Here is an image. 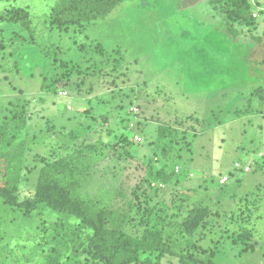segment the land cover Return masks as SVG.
<instances>
[{"label":"rangeland","instance_id":"374dc122","mask_svg":"<svg viewBox=\"0 0 264 264\" xmlns=\"http://www.w3.org/2000/svg\"><path fill=\"white\" fill-rule=\"evenodd\" d=\"M60 1L0 0V264H264V3Z\"/></svg>","mask_w":264,"mask_h":264},{"label":"trees","instance_id":"16d2710c","mask_svg":"<svg viewBox=\"0 0 264 264\" xmlns=\"http://www.w3.org/2000/svg\"><path fill=\"white\" fill-rule=\"evenodd\" d=\"M119 1L120 0H61L58 6L54 9L55 19L52 18V20L54 19L53 23L62 26V28H66V26L71 24L76 25L94 21L100 17L108 15ZM220 1L222 0H212L214 9H217L216 3H220ZM257 3L263 4L264 0H257ZM226 4V7L231 11V16L226 18L227 20H224V28L227 33H236L234 22L247 25L253 23V18L250 12L251 5L248 0H226ZM171 176L172 173H158V178L163 182H167ZM106 224L107 219L102 217L97 218L94 233L90 240L96 253L93 254V256L107 258L106 253L103 251L100 244L101 237L103 236V228ZM184 261L189 262L185 259ZM197 264L210 263L199 260Z\"/></svg>","mask_w":264,"mask_h":264},{"label":"crops","instance_id":"0c3cea01","mask_svg":"<svg viewBox=\"0 0 264 264\" xmlns=\"http://www.w3.org/2000/svg\"><path fill=\"white\" fill-rule=\"evenodd\" d=\"M210 1V0H209ZM220 16V15H219ZM223 17H222V15L220 16V20H219V22H217L218 24H219V27H218V29H219V34H221V36H223V33H227L226 31H225V28L224 27H222V22H221V19H222ZM204 20V21H203ZM211 19L209 18V16H205V18L204 19H202L201 20V23L203 24V26H204V28H207V29H210L211 27H213L214 26V24L213 23H211V21H210ZM241 25H244V27H246V24H244V23H239V22H234V27H235V31H236V33L234 34V33H227L228 35H229V38L232 40V41H234V43H237V42H240V40L239 39H235V38H237L238 36H241L240 34V29H241ZM224 26V25H223ZM239 26V27H238ZM248 26V25H247ZM244 27H242L243 29H245ZM208 32V31H207ZM254 35V34H253ZM224 37V36H223ZM226 37H228L227 35H226ZM235 45H237V46H239L238 44H235ZM233 52H235V49L233 50ZM256 61L254 60L253 61V64L255 63ZM258 68L259 67H255V65H250V66H248V72H249V77H254L253 75L254 74H256L257 73V71H258ZM219 69H217V70H215V71H218ZM231 70L233 71L234 69L233 68H231ZM234 72V71H233ZM218 75H222V73H218V72H216ZM227 80V79H226Z\"/></svg>","mask_w":264,"mask_h":264},{"label":"built area","instance_id":"2783aa9c","mask_svg":"<svg viewBox=\"0 0 264 264\" xmlns=\"http://www.w3.org/2000/svg\"><path fill=\"white\" fill-rule=\"evenodd\" d=\"M253 15L256 16L255 14H253ZM243 168H244V170H248L249 169L248 166H244ZM240 169H242V165H239L238 163H235L234 164V170H240ZM226 179H227L226 175H223L221 177V181H225Z\"/></svg>","mask_w":264,"mask_h":264}]
</instances>
